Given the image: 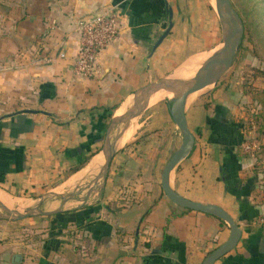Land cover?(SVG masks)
I'll return each instance as SVG.
<instances>
[{
	"label": "crops",
	"instance_id": "1",
	"mask_svg": "<svg viewBox=\"0 0 264 264\" xmlns=\"http://www.w3.org/2000/svg\"><path fill=\"white\" fill-rule=\"evenodd\" d=\"M106 8L120 13L118 35L98 52L92 75H76L75 22ZM219 37L209 0H0V192L12 198L60 192L70 179L73 185L64 188L90 179L103 161L111 114L148 81L200 59ZM235 97L215 87L185 102L194 140L168 179L179 194L220 205L238 224V241L213 264H264V196L251 159L236 151ZM166 102L141 110L148 111L142 137L115 148L102 186L85 201L47 216L0 218V264H144L143 256L200 264L229 229L162 192L161 168L181 140ZM132 126L129 120L114 130L125 127L115 145L130 139Z\"/></svg>",
	"mask_w": 264,
	"mask_h": 264
},
{
	"label": "water",
	"instance_id": "2",
	"mask_svg": "<svg viewBox=\"0 0 264 264\" xmlns=\"http://www.w3.org/2000/svg\"><path fill=\"white\" fill-rule=\"evenodd\" d=\"M213 4L220 25L219 40L204 54L205 57L191 76L180 78L172 76V74H167L156 80L148 81L134 92L133 96L129 98L128 104L122 110L117 111V108L115 112L111 114L104 128L101 143L103 161L98 166L93 176L81 185L75 186L70 191L53 192L55 196L53 198H60V202L54 207L43 206L39 202L27 208H19L16 203L10 207L0 201V218L16 220L27 216L49 215L65 209V205L63 204L66 199L80 200L81 202L85 201L91 192L96 191L102 186L105 179L110 158L115 150L114 143L125 128L124 127L120 133H118L119 131L114 133L116 127L119 124L122 126L126 125L129 119L139 113L147 105L150 94L162 88L171 91V96L167 98V111L181 132L180 143L169 154L161 168L159 183L162 192L174 204L217 216L228 226L229 231L226 238L212 248L203 257L200 264H213L219 256L236 244L240 236V228L224 208L216 203L201 202L179 194L170 185L168 179L169 171L178 161L186 156L194 140L184 116L183 107L186 96L193 91L216 83L231 63L232 57L243 35V22L239 13L231 4V1L213 0ZM170 25L171 23L169 22L164 31L157 37L153 46L160 41ZM82 192L83 194L80 195Z\"/></svg>",
	"mask_w": 264,
	"mask_h": 264
},
{
	"label": "rangeland",
	"instance_id": "3",
	"mask_svg": "<svg viewBox=\"0 0 264 264\" xmlns=\"http://www.w3.org/2000/svg\"><path fill=\"white\" fill-rule=\"evenodd\" d=\"M209 1L211 2L213 11L215 12L213 1L212 0H209ZM230 1L235 3L238 0H230ZM237 7L240 9L239 6ZM243 27H245V25H243ZM243 35L244 37L241 38L240 43L232 57L231 63L229 64L225 72L216 81L217 83L215 85H209L207 87L194 91L192 93V96L196 94L205 93L208 90H210V88H215V87H218L219 89H222V90H225V89L230 90V93L232 94L233 97H235V92L238 96H240L239 94H241L242 99L240 97L233 98V103L237 111V114L235 115L236 119L239 117L243 119L245 116H249V115L252 116L253 121H254V127H255V130L253 132H254V135L256 136V139L259 141V144H260L259 153L262 154V156L264 157V109L263 107L260 108L257 105L254 98L252 97L253 92L264 89V74L259 73L260 70L264 69V63L255 56L252 50L250 41L248 40V37H246L247 35L246 34H243ZM185 65L186 64H184L183 66ZM165 91H169V90H165ZM212 91L214 92L215 89H212ZM167 98L168 96L166 95L160 96L159 100L157 99L158 101L147 103V106H148L147 108L150 109L156 106L157 102L159 101L163 102L164 100H167ZM147 112L148 111H145L142 113L140 111L139 113L135 114V116H133L131 119H129L130 122H133V124L135 125V127L132 126V128H135V131L129 140H127L121 145H115L114 147L117 148L116 150H121L125 148L126 146L130 145L131 143L136 142V140L142 137V134L139 133L141 132L140 129L142 128V126L140 125V121L142 118H144ZM120 125L121 124H119L118 126ZM73 188L74 187L63 188L60 190V192L70 191ZM52 189L53 188H51L50 190H47V189L44 190L43 192H41L42 195H40L41 193L36 195V194H33L32 192H29V193L14 195L13 197L18 198V199H21V198L39 199V200L28 199V202L31 203L30 206L38 204L39 202L43 206H47L46 204H48L51 200L54 199L53 197H55L53 195ZM81 194L82 193H80V195ZM59 202H60V198H57V199L55 198L51 202L53 205L51 204L49 205V207L57 206ZM78 202H79L78 200H74V199L67 200L66 199L63 205L68 206L71 204H77ZM17 207L23 208V206H21L20 204H17ZM40 216H47V215H40ZM26 218L27 217H24L23 219L21 218V220H26ZM42 218H47V217H42Z\"/></svg>",
	"mask_w": 264,
	"mask_h": 264
},
{
	"label": "built area",
	"instance_id": "4",
	"mask_svg": "<svg viewBox=\"0 0 264 264\" xmlns=\"http://www.w3.org/2000/svg\"><path fill=\"white\" fill-rule=\"evenodd\" d=\"M119 21L120 13L114 8L101 9L76 20L78 44L71 61V70L74 74L79 76L93 74L98 52L118 35ZM57 55L64 56V51L59 50ZM254 130V121L249 115L245 124L241 126L242 139L238 142L236 151L242 156L249 157L257 170H261L264 167V157L259 153L260 144ZM257 173V186L264 196V175L260 171Z\"/></svg>",
	"mask_w": 264,
	"mask_h": 264
},
{
	"label": "trees",
	"instance_id": "5",
	"mask_svg": "<svg viewBox=\"0 0 264 264\" xmlns=\"http://www.w3.org/2000/svg\"><path fill=\"white\" fill-rule=\"evenodd\" d=\"M231 4L239 13L243 25H245L243 34L247 35L246 37H248V40L250 41L255 56L264 63V0H238L235 3L231 1ZM237 6H239L240 9ZM242 37H244V35H242ZM259 73L264 74V69L260 70ZM252 97L256 101L257 105L260 108L263 107L264 109V89L253 92ZM246 118L247 116H245L243 119L239 117L235 121V128L239 134L237 142L242 139L241 126L245 124ZM88 157L89 154H85L78 164L84 162ZM251 169L256 175L258 174V171L264 175V167H262L261 170H257V168L251 163ZM2 177L3 174L0 173V180ZM185 209L189 210L188 208ZM147 211L148 209L141 214L140 219L146 214ZM218 219L221 223H223L220 218ZM143 262L144 264H159L156 259L150 256H143Z\"/></svg>",
	"mask_w": 264,
	"mask_h": 264
},
{
	"label": "bare ground",
	"instance_id": "6",
	"mask_svg": "<svg viewBox=\"0 0 264 264\" xmlns=\"http://www.w3.org/2000/svg\"><path fill=\"white\" fill-rule=\"evenodd\" d=\"M213 1V0H212ZM200 59H198V60H189L187 63H186V65L185 66H183L184 68H181V69H179V71L176 73V75H172V76H176V77H180V78H187V77H189V76H191L193 73H194V71L197 69V67L199 66V64H200V62L203 60V58L205 57V55L203 54V55H199L198 56ZM202 57V58H201ZM194 92V91H193ZM193 92H191V93H189L187 96H186V98H185V100H184V104H185V102L192 96V93ZM171 96V92H169V91H165V89H159V90H157V91H155L151 96H150V99H149V102H152L153 100H155V99H159V97L160 96ZM133 130H134V128H132L131 129V132L130 133H132L133 132ZM128 134V133H127ZM126 134V135H127ZM129 138H130V136H129ZM100 161V160H99ZM101 162H102V160H101ZM94 167V166H93ZM93 170H95L94 168L92 169V170H90V171H93ZM89 172V171H88ZM73 182H74V179L72 180V179H70L69 181H67L63 186H61L59 189H58V191L59 190H61V189H63L64 187H66V186H72L73 185ZM0 199L6 204V205H8V206H10V207H12V205L13 204H20L21 206H23L24 208H27V207H29L30 205H31V203L30 202H28V200H25V199H18V198H12V197H8V196H6V195H4V194H2L1 192H0ZM39 202V201H38ZM37 203V202H36ZM36 205V204H35ZM47 206H48V204H46Z\"/></svg>",
	"mask_w": 264,
	"mask_h": 264
}]
</instances>
